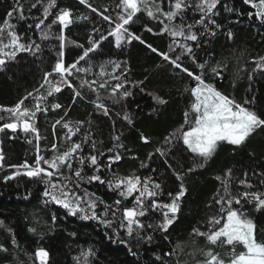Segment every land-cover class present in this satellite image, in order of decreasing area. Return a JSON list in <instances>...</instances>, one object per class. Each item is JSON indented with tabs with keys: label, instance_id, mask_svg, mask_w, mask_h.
Wrapping results in <instances>:
<instances>
[{
	"label": "snow or ice",
	"instance_id": "obj_1",
	"mask_svg": "<svg viewBox=\"0 0 264 264\" xmlns=\"http://www.w3.org/2000/svg\"><path fill=\"white\" fill-rule=\"evenodd\" d=\"M78 3L109 25L107 35L93 28L92 31L98 33L99 38L90 35L87 48L70 39L66 33L71 25L89 21L91 17L83 13L74 15L71 9H62L57 0H15L13 8L0 22V70L15 61L21 53L39 57L45 42L53 39L58 42V46H55V62L43 72L39 84L27 91L14 105L0 106V122H3L0 123V133L6 130L13 134L22 132L28 144L35 142L32 161L25 159L21 164L7 165L15 171L5 175L3 180L7 183L24 176L42 184L46 205H57L73 217L98 221L111 229L112 237L128 246L129 251H132L133 244L139 246L151 243L156 232L161 233L167 241V233L177 221L182 198L188 191L184 176L177 171L180 165L173 167L170 162L177 146H181L192 160V165L187 168L188 173L202 169L221 144L238 147L245 144L257 130H264V113L250 107L254 99L245 100L242 104L219 90L215 81L223 78L226 65L217 62L215 66H209L208 61L200 62L196 54L203 38L217 36L223 27L216 19L221 0H118L114 10L108 7L101 10L94 6L92 0H78ZM243 3L253 9L248 13L249 18L264 24V0H243ZM38 5L42 7L41 17L34 24H29L28 28L39 30L40 43L26 33H20L18 24L13 22V17L16 21H27L25 12L37 9ZM228 11L234 9L229 8ZM145 16L157 26L154 30L144 23L142 26L147 32L167 36L170 40L166 52L159 51L151 44H147V47L168 62L174 71L178 70V73L189 77L184 91L189 94L191 101L184 113V123L165 136L163 143L148 155L149 161L160 157L180 182L179 190L175 193H165L163 183L152 175H141L138 171L121 175L115 170L114 165L132 151L123 141V132L116 130L115 121L109 138L111 146L105 148V142L97 140L92 131V120L66 119L68 110L64 109V114L52 124L51 144L43 148L41 146V141L47 140V137L41 134L38 117L63 108L61 103L50 102L49 98L55 100L65 88L72 91L73 104L77 99L86 100L84 90L90 91L95 99L89 102L105 117L110 116L112 106L121 104L133 95L126 87L129 83L126 73L129 70L124 69L119 75L116 74L117 69L121 68L119 62L109 60L100 63L99 72L93 73L97 78L88 79L96 67L91 63L90 54L95 53L109 37L114 38L117 48L133 40L144 44L141 36L131 29ZM54 27L58 28V32L53 31ZM228 38H232L231 32H228ZM69 45L83 50L71 63L65 59V49ZM185 58L196 65L197 71L184 65ZM82 62L87 66H83ZM254 63L258 70L264 71V57ZM108 65L112 67L111 72L108 71ZM143 84L144 81H137L133 87H140L143 92ZM101 90L108 91V95L102 96ZM153 99L158 104L167 103L158 95L153 96ZM105 100L111 101V105L106 104ZM116 115L120 116L121 113ZM122 119L129 125L133 124L127 112L123 113ZM58 128L63 131L60 136L57 135ZM140 140L144 144L150 143L143 133L140 134ZM2 144L3 141H0ZM86 148L88 151H85ZM131 158L137 159L134 155ZM104 159L107 163L102 162ZM5 167L6 157L0 147V169ZM141 168H150V164L141 161ZM151 172L155 173L156 169L152 168ZM252 175L257 178L258 184L252 182L248 172L239 178L233 175L232 169H227L223 176H216L220 187L206 205L208 208L215 206L216 212L200 226L193 227L189 236L196 239L190 240V247L177 243L171 250L156 255L155 261L159 264H264V229H258L253 218V211H264V171L253 172ZM93 183L105 186L116 194V198L108 203L83 187ZM234 184L237 185L236 191H233ZM56 220L57 216L53 214L52 222ZM3 225L4 222L0 221V227ZM6 230L11 234L13 248L18 247L12 230ZM29 231L35 232L36 229L30 228ZM200 240L203 241L202 246ZM217 249L227 250L221 252ZM0 252L8 253L9 249L0 243ZM31 255L32 264H49L50 254L45 247H37ZM94 255V250L88 248L81 250L74 259L76 264H91L90 258Z\"/></svg>",
	"mask_w": 264,
	"mask_h": 264
},
{
	"label": "trees",
	"instance_id": "obj_2",
	"mask_svg": "<svg viewBox=\"0 0 264 264\" xmlns=\"http://www.w3.org/2000/svg\"><path fill=\"white\" fill-rule=\"evenodd\" d=\"M92 2L101 10L103 7L114 10L118 0H92ZM57 3L62 9H71L74 15L83 13L91 17L89 21L70 26L66 33L70 39L87 48L90 35L99 38V34L92 31L93 28L107 35L108 23L80 5L78 0H57ZM14 4L15 0H0V22ZM229 8L234 11H228ZM251 11L253 9L245 5L243 0H221L216 19L223 27L217 36L203 38L202 46L196 49V54L200 62L208 61L209 66H215L217 62L226 65L223 68V78L215 81L219 90L242 104L245 100L254 99L250 107L264 113V71L258 70L254 63L259 61L260 57H264V24L249 18L248 13ZM41 14L42 7L38 5L37 9L25 12L28 16L27 21H16L13 17V22L18 24L20 33H26L38 43H40L39 30L29 29L28 25L37 22ZM144 23L152 26L154 30L157 27L155 22L149 21L146 16L132 27L131 30L141 36L145 41L144 44L133 40L130 44L125 43L117 48L114 45V38L109 37L102 42L95 53L90 54L91 63L96 67L88 75V79L97 78L93 73L99 72L100 63H107L109 60L119 62L121 68L117 69L116 74L119 75L124 69L129 70L126 73L129 81L126 87L133 95L121 104L112 106L110 116L105 117L89 102L95 99V95L90 91L84 90L86 100L77 99L73 104V93L65 88L62 93L57 94L55 100L49 98L50 102L61 103L63 108L38 117L41 134L47 137V140L41 141V146L43 148L51 144L52 124L64 114V109L68 110L66 119L92 120V131L97 140L105 142V148L111 146L109 138L115 121L116 130L123 132V141L132 150L131 153L125 154L122 161L114 165L115 170L121 175L137 171L141 175H152L154 179L163 183L165 193L168 191L175 193L179 190L180 182L160 157L156 156L149 161L148 155L163 143L165 136L184 123V113L188 110L191 101L189 94L184 91L189 83V77L184 73H178V70L174 71L161 56L151 52L147 44L153 45L161 52H166L170 40L167 36L147 32L142 26ZM53 31L58 32V28L54 27ZM228 32L232 33L231 39L228 38ZM55 46H58L56 40L47 41L42 45L43 53L39 57L21 53L15 61L0 70V106L14 105L27 91H31L39 84L43 72L49 70L55 62L57 55ZM82 51L81 48L69 45L65 49L66 62H73ZM82 65L87 66L83 62ZM184 65L190 70L197 71L196 65L187 58L184 60ZM111 70V65H108V71ZM137 81H144L141 87L145 91L141 92L140 87H133V83ZM101 95L106 97L108 91L101 90ZM155 95L165 99L167 103L158 104L153 99ZM105 103L111 105L109 100H105ZM124 112L132 117V125L122 119ZM116 113L121 115L117 116ZM141 133L149 138L150 143L141 142ZM62 134L63 131L58 128L57 135ZM0 141H3L0 147L3 148L6 157V167L0 169V221L4 222L3 227H0V243L9 249L8 253L0 252V264H32L31 254L37 247H45L49 251V264H76L74 258L81 250L88 248H92L95 252L90 258L91 264H154V262L159 264L155 261L156 255L171 250L177 243L190 247V240L196 239L189 236L193 227L200 226L202 222H206L208 216L216 212L215 206L206 207L220 187L215 179L216 176H223L227 169H232L233 175L239 178H243L244 172H248L252 182L258 184L257 178L252 174L264 171V130H257L245 144L238 147L227 143L221 144L204 168H198L191 173L187 172V168L192 165V160L178 145L170 162L173 163V167L180 165L177 171L184 176V184L188 191L182 198L178 219L167 233L169 240H164L163 235L156 232L151 243L139 246L133 244L132 251H129L128 246L112 237L111 229L98 221L83 220L80 216L73 217L67 215L65 210L57 205H46L42 196V184L24 176L5 183L3 177L15 171L7 165L21 164L25 159L31 162L35 155V142L28 144L25 134L22 132L13 134L7 130L0 133ZM85 151L88 149L86 148ZM133 155L137 159L131 158ZM141 161L150 164V168H141ZM102 162L107 163V160L104 159ZM152 168L156 169L155 173L151 172ZM83 187L89 192H95L108 203L116 198L115 193L98 183L85 184ZM236 190L237 185L234 184L233 191ZM245 207L251 206L245 205ZM97 211L99 212L100 209ZM53 214L57 216L55 223L52 222ZM253 218L258 229H264V211H253ZM30 228L36 231L31 232ZM6 229H11L14 233L18 247L13 248L11 234ZM199 243L203 245L202 240ZM226 250L217 249L221 252ZM133 252L136 254L133 255ZM183 259L190 258L183 257Z\"/></svg>",
	"mask_w": 264,
	"mask_h": 264
}]
</instances>
